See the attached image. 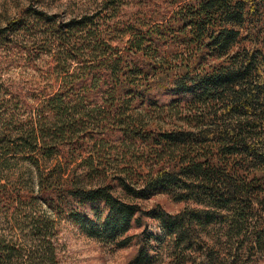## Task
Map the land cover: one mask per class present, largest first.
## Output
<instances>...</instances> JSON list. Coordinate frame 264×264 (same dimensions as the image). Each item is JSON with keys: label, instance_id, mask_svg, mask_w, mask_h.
Segmentation results:
<instances>
[{"label": "trees", "instance_id": "trees-1", "mask_svg": "<svg viewBox=\"0 0 264 264\" xmlns=\"http://www.w3.org/2000/svg\"><path fill=\"white\" fill-rule=\"evenodd\" d=\"M40 1L0 26V264H63L62 220L126 264H264V0Z\"/></svg>", "mask_w": 264, "mask_h": 264}, {"label": "rangeland", "instance_id": "rangeland-1", "mask_svg": "<svg viewBox=\"0 0 264 264\" xmlns=\"http://www.w3.org/2000/svg\"><path fill=\"white\" fill-rule=\"evenodd\" d=\"M29 0H0V26H3L8 19L14 17L21 5H24ZM83 3V0H41L40 4L53 12L71 13L76 11L78 6ZM4 54V53H3ZM4 77L14 78L17 81L24 79H35L38 77V72L34 67L17 66V64L4 65ZM32 75V77H31ZM37 80V79H36ZM13 166V165H11ZM5 173L13 175L14 167H9ZM30 168L23 166L17 173H23L25 185L30 184L31 173ZM144 208L160 204L170 211H176L182 207V203L174 202L167 195L157 194L152 198L140 201ZM148 223V227L155 235L157 245L159 247V260H165L171 251V246L165 238L164 233L158 224L150 218L144 219ZM0 229L6 233L11 232L10 222L5 218L0 219ZM134 229L130 233L136 232ZM58 242L61 248L63 264H126L128 256L132 253L134 247L128 246L125 248H117L112 245L103 244L97 239L83 234L70 221L62 220L58 225Z\"/></svg>", "mask_w": 264, "mask_h": 264}]
</instances>
